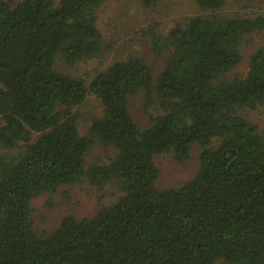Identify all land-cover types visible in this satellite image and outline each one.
Returning a JSON list of instances; mask_svg holds the SVG:
<instances>
[{"label":"trees","instance_id":"16d2710c","mask_svg":"<svg viewBox=\"0 0 264 264\" xmlns=\"http://www.w3.org/2000/svg\"><path fill=\"white\" fill-rule=\"evenodd\" d=\"M227 2L197 0L203 13L154 34L157 76L133 54L88 82L57 60L105 49L104 0H0V264H264V128L244 112L264 106V46L237 71L264 18L225 14ZM140 92L146 127L130 108ZM90 94L101 109L82 134ZM196 143V175L159 187L156 155L186 162ZM96 144L113 158L89 163ZM85 180L116 197L37 229L33 199Z\"/></svg>","mask_w":264,"mask_h":264},{"label":"rangeland","instance_id":"374dc122","mask_svg":"<svg viewBox=\"0 0 264 264\" xmlns=\"http://www.w3.org/2000/svg\"><path fill=\"white\" fill-rule=\"evenodd\" d=\"M225 14L264 18V0H228L221 10ZM203 13L197 0H161L156 5L145 6L140 0H104L100 7L99 26L105 36L107 46L97 55L79 60L73 64L58 57L57 68L81 76L90 82L99 70L108 67L116 60L130 55H142L151 65L157 76L166 65L167 57L156 51L153 36L168 31L189 17ZM259 46H264V29L253 32L243 39L244 59L237 68L244 72L248 67L250 54ZM131 112L142 127L150 124L151 108L146 107L145 93L140 92L131 98ZM99 99L90 94L79 108L82 118L79 128L82 134L88 130V119L100 112ZM245 114L264 128V106L246 109ZM17 150H12L16 152ZM112 146L96 144L88 157V162H108L115 155ZM200 147H192V156L186 162H179L174 152L156 155L160 169L159 187H175L192 179L199 169ZM114 188H98L85 180L73 186L60 187L57 191H45L33 199L32 215L37 229L50 231L67 214L85 217L94 214L99 207L116 197Z\"/></svg>","mask_w":264,"mask_h":264}]
</instances>
